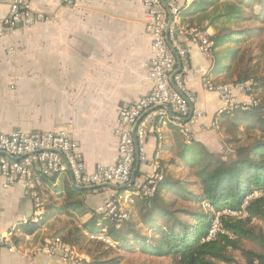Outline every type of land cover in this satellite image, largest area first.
I'll return each mask as SVG.
<instances>
[{
  "label": "crops",
  "instance_id": "obj_1",
  "mask_svg": "<svg viewBox=\"0 0 264 264\" xmlns=\"http://www.w3.org/2000/svg\"><path fill=\"white\" fill-rule=\"evenodd\" d=\"M30 1L41 20L19 23L12 29L3 28L9 5L0 1V131L35 134L62 128L79 143L89 170L116 164L119 110L152 89L149 72L153 51L144 0H74L72 6L57 0ZM193 1L180 0L181 23L198 26L213 36L215 27L209 26L204 11L194 10ZM262 7L255 4V12ZM182 42L191 46L188 87L197 97L193 109L202 113L194 125L192 144L216 153L225 138L220 113L225 105L218 93L206 90L204 81L210 78L217 83L227 82L230 70L226 69L225 59L218 60L222 46L208 55L184 37ZM236 99L246 102L249 96L238 94ZM181 145L189 144L174 122L155 125L149 132L136 182L157 167L166 175L181 156ZM32 181L34 188L23 182L8 188L0 185V234L25 220L16 231V250H2L0 264H65L59 254L39 250L55 236L53 227L58 229L60 223H54L58 217L71 220L70 225L73 221L87 225L88 239L95 234L110 240L97 209L117 190L109 186L84 189L80 195L84 206L63 211L61 206L67 197L64 189L68 184L73 186L69 171L50 181L36 166ZM38 181L40 184H36ZM119 192L120 204L135 217L137 195L130 190ZM37 199L44 206L41 215L36 210ZM28 223L34 226L28 227ZM256 243L259 246L254 251L264 252ZM81 252L89 262L91 257ZM237 252L240 254L233 256L234 261L219 260L216 264H248L241 251ZM254 264L262 263L256 259Z\"/></svg>",
  "mask_w": 264,
  "mask_h": 264
},
{
  "label": "trees",
  "instance_id": "obj_2",
  "mask_svg": "<svg viewBox=\"0 0 264 264\" xmlns=\"http://www.w3.org/2000/svg\"><path fill=\"white\" fill-rule=\"evenodd\" d=\"M255 4L263 6L258 13L255 12ZM192 6L195 11H204L209 26L215 27L216 32L210 37L214 48L226 44L237 46L223 54L218 52L219 62L224 59L235 61L239 54L238 44L243 39L264 35L262 0H194ZM250 23H254V26L249 25ZM258 46L260 52L254 53V71L242 72L238 80L246 82L252 79V93L257 104L245 106L237 103L233 109L221 116L224 143L233 147L232 151L222 156L193 143L194 145H185L181 153L183 160L192 167L199 165L196 170L199 193L191 197L187 189L183 188L180 194L191 198L197 204L208 203V209L190 212L196 220L194 224L183 220L180 214L189 211L172 209L171 204L161 195L165 186L176 189L182 185L170 183L164 178L152 196L136 198L134 213L137 218L131 215L130 219L118 222L101 216L111 242L127 251L138 248L145 255L173 257L176 264H216L219 260L232 262L234 258L231 250H240L248 264H254L256 259L264 264V252L258 253L241 246L243 239H251L258 241L264 250V233L256 231V227L250 225L253 219L264 220V194L248 201L245 207L247 216H231L222 212L226 207L241 210L246 197L254 189H264V72H261L264 71V41ZM230 67L232 65L226 63V69L231 70ZM243 130L248 134L253 131L257 134L252 143L240 145L242 138L239 134ZM139 174L137 172L136 177ZM57 175L44 177L54 181ZM132 189L130 187L128 190ZM64 190L67 197L61 210L69 211L84 206V201L80 198L83 190L69 184ZM216 211L220 212L218 218L225 232H218L209 239L208 233ZM27 226L34 224L28 223ZM86 229L87 225L79 226L72 222L67 233L61 237L80 251H86L91 257L88 264H119L122 257L105 256L108 251L94 254L95 245H108L101 239H88ZM85 241L86 246L91 244L93 247L81 248Z\"/></svg>",
  "mask_w": 264,
  "mask_h": 264
},
{
  "label": "built area",
  "instance_id": "obj_3",
  "mask_svg": "<svg viewBox=\"0 0 264 264\" xmlns=\"http://www.w3.org/2000/svg\"><path fill=\"white\" fill-rule=\"evenodd\" d=\"M5 1L8 2L9 12L3 20V28L12 29L19 23L30 24L42 18L41 14L35 15L30 0ZM57 1L65 6L75 4L74 0ZM144 5L146 28L151 37L153 51L149 72L152 89L145 97L119 110L116 127L117 163L89 170L80 153L79 143L70 132L62 128L35 134L24 131L7 134L0 131V185L8 188L23 182L26 187L34 188L35 183L32 178L34 168L38 166L42 176L70 171L75 184L80 187H100L107 184L124 186L131 182L137 153L139 152L141 159L149 132L155 125L174 122L179 127L184 142L192 144L194 125L202 117V113L193 109L197 97L188 87V78L192 72L191 46L184 45L182 37L208 55L214 49V42L198 26L181 23L180 0H144ZM204 86L209 92L220 95L225 105L220 113L233 109L237 103L245 106L257 104L249 81L217 83L206 78ZM238 94L252 96L250 98L252 100L238 102L236 99ZM164 178V171L157 167L155 172L148 174L141 182H136L130 192L137 196H152ZM117 194L118 192L114 191L110 198L98 207L97 213L104 218L121 222L130 219L131 214L120 204ZM262 194L264 189L252 191L246 197L241 210L230 209V213L227 212V214L247 216L245 207L248 201ZM35 206L41 215L44 211L42 201L37 199ZM24 221V219L21 220L17 225L0 234V258L2 250L6 249L10 252L16 250V231L18 225ZM218 232L225 231L220 225L219 218L216 217L209 229L208 238L215 237ZM91 239L105 240L102 235L95 234L91 235ZM39 250L51 255L59 254L65 264H88L83 252L66 243L58 235L46 240Z\"/></svg>",
  "mask_w": 264,
  "mask_h": 264
},
{
  "label": "rangeland",
  "instance_id": "obj_4",
  "mask_svg": "<svg viewBox=\"0 0 264 264\" xmlns=\"http://www.w3.org/2000/svg\"><path fill=\"white\" fill-rule=\"evenodd\" d=\"M254 4V2H253ZM254 6V5H253ZM249 25H253L254 23H250ZM264 41V35L258 36V37H252L248 39H243L238 46L239 48V54L238 58L235 61H230L226 60V63H230L232 67H230L229 75L227 76L226 81L227 82H239V75L243 72L245 73L246 71L252 72L254 71V53L257 54L260 52L259 49V43ZM237 46L231 45V44H226V46H222L220 48L221 54L229 51L230 49H235ZM262 64H264V60L262 61ZM250 68V70H248ZM263 70V69H262ZM262 73L264 71H261ZM249 82H252V79L248 80ZM259 94V93H257ZM252 96H249V101ZM242 138V141L240 145H247L250 144L254 141V139L257 137V134L253 131L252 133L248 134L246 131H241L239 134ZM232 148L230 145L223 143L222 147L220 150L216 151L217 154L220 155H225L230 153L232 151ZM184 147L181 145L178 147L179 153L183 151ZM199 165L192 167L190 164L185 162L181 156H177L175 159V162L170 166V170H167V173L165 175V179L168 180L170 183H179L182 185L180 188H168V187H163L161 190V195L163 198L168 201L171 204L172 209H187L189 212L188 213H181L180 216L183 220L187 222H192L193 224L196 222L194 217L191 216L190 212H201V211H206L208 209V203H203V204H197L195 203L191 198H186L180 194L183 188H186L187 191L189 192V196H193V194L199 193V186L197 184V177H196V170L198 169ZM257 189V188H256ZM253 192H255V190ZM259 190V189H257ZM192 193V194H190ZM138 197V196H136ZM230 207H226L223 213H230ZM221 213V214H223ZM220 215V212L216 211V217ZM137 218V215L135 216ZM214 218V219H215ZM213 219V220H214ZM70 221L66 218H61L58 217L57 221H55V226L60 224L58 229L53 227L55 230V235L58 236H63L64 234L67 233L68 228H70L72 225H70ZM74 222V221H73ZM161 223L162 220H159ZM75 223V222H74ZM66 224V227L64 228L63 225ZM76 224V223H75ZM253 227H256V231H260L264 233V220L260 219H253L251 224ZM104 241L108 246H94V254H101L102 251H108V254L105 256H110V257H122L121 261L119 264H176L175 260L173 257L170 256H151V255H145L140 253L138 248H135L131 251H127L126 249L122 248V246H117L116 243L111 242V240H101ZM255 244V245H254ZM258 245L255 240L251 239H243L241 241V246L254 250V247ZM259 246V245H258ZM93 247V245H88L86 246V241L81 245V248H89ZM86 252V251H85ZM232 256H235L240 254L237 252V250H231L230 251Z\"/></svg>",
  "mask_w": 264,
  "mask_h": 264
},
{
  "label": "water",
  "instance_id": "obj_5",
  "mask_svg": "<svg viewBox=\"0 0 264 264\" xmlns=\"http://www.w3.org/2000/svg\"><path fill=\"white\" fill-rule=\"evenodd\" d=\"M165 5H166V2L164 1ZM167 7V5H166ZM168 8V7H167ZM170 18L172 20V15L170 13ZM168 35H169V32H168ZM168 40H169V36H168ZM139 168H140V156H139V152L137 153V161H136V166L133 170V173H132V179H131V182L127 185H124V186H116V185H111V184H107V185H104V186H109L117 191H121V190H128L130 187H132L135 183H136V175H137V172L139 171ZM70 172V171H69ZM70 175H71V172H70ZM71 181H72V185L76 188V189H79V190H84V189H93V188H97L99 186H95V187H80L78 185L75 184L74 180H73V177L71 175Z\"/></svg>",
  "mask_w": 264,
  "mask_h": 264
}]
</instances>
